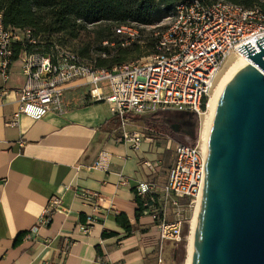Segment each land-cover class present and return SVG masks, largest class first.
<instances>
[{"label": "built area", "instance_id": "2783aa9c", "mask_svg": "<svg viewBox=\"0 0 264 264\" xmlns=\"http://www.w3.org/2000/svg\"><path fill=\"white\" fill-rule=\"evenodd\" d=\"M170 22L153 48L141 57L97 68L94 61L81 57L68 45L55 40L43 42L32 28L7 26L0 12V79L2 94L13 93L18 102L14 113L41 119L49 113L67 111L65 90L72 81L82 79L90 85L93 100L105 101L112 117L119 120L120 141L138 149L145 135L127 129L130 115L159 111H190L199 120L193 144L178 143L174 163L165 182L140 181L137 195L153 216L161 241L159 262L164 263V243L179 242L199 210L206 170L207 143L202 137L203 116L208 113L210 93L217 76L232 56H245L239 48L264 37V11L247 8L227 0H184L169 16ZM120 39L103 41V46L126 47L143 42L144 34L134 23L115 26ZM105 57L106 53L102 52ZM247 57V56H245ZM21 68L24 82L17 88L6 85L14 64ZM109 157L101 153L89 169H106ZM151 173L158 166L146 161ZM80 195L93 205L87 223L80 229L90 231L101 195L82 189ZM64 210L62 197H51L41 222L51 221ZM48 264H57L50 262Z\"/></svg>", "mask_w": 264, "mask_h": 264}, {"label": "crops", "instance_id": "0c3cea01", "mask_svg": "<svg viewBox=\"0 0 264 264\" xmlns=\"http://www.w3.org/2000/svg\"><path fill=\"white\" fill-rule=\"evenodd\" d=\"M23 82L16 63L6 86ZM3 87L0 79V264H164L155 220L136 186L170 170L171 135L161 128L146 135L130 117L127 129L145 138L138 149L120 141L119 120L105 101L91 98L82 79L67 85L66 113L41 119L16 120L17 98L2 94ZM101 153L109 157L107 168L89 169ZM146 161L157 171L151 173ZM82 189L102 198L87 233L80 226L93 205L80 195ZM55 195L64 210L44 224L42 212ZM172 242L162 243L164 261Z\"/></svg>", "mask_w": 264, "mask_h": 264}, {"label": "water", "instance_id": "95a60500", "mask_svg": "<svg viewBox=\"0 0 264 264\" xmlns=\"http://www.w3.org/2000/svg\"><path fill=\"white\" fill-rule=\"evenodd\" d=\"M256 44L239 48L251 62L213 119L191 264H264V37Z\"/></svg>", "mask_w": 264, "mask_h": 264}, {"label": "trees", "instance_id": "16d2710c", "mask_svg": "<svg viewBox=\"0 0 264 264\" xmlns=\"http://www.w3.org/2000/svg\"><path fill=\"white\" fill-rule=\"evenodd\" d=\"M184 0H0V12L7 26L32 28L43 42L58 40L97 68L111 69L130 61L135 50L150 51L157 37L135 42L129 46H103L105 40L117 42L120 35L115 26L138 23L152 25L161 17L171 16ZM247 8L264 5L260 0H227ZM258 3V4H257ZM261 5V6H259ZM94 26L89 29V26ZM142 32L144 29H142ZM144 34V33H143ZM156 36V35H155ZM78 41V43H75ZM80 41V43H79ZM145 49V50H144ZM102 52L106 56H102ZM132 59V60H133ZM164 113L161 124L173 133L190 135L195 143L198 136V117L190 111H159ZM142 116V115H140ZM120 124V123H118ZM178 125L179 130L175 131ZM184 256H182L183 258ZM178 260V256H177Z\"/></svg>", "mask_w": 264, "mask_h": 264}, {"label": "rangeland", "instance_id": "374dc122", "mask_svg": "<svg viewBox=\"0 0 264 264\" xmlns=\"http://www.w3.org/2000/svg\"><path fill=\"white\" fill-rule=\"evenodd\" d=\"M260 2L262 5H264V0H260ZM169 22H170L169 16H165V17H161L158 21H156L152 25H143L138 23H134V24L144 29L143 33L147 37L145 39L152 40V38L156 37L155 33H162L168 26ZM93 27L94 26L91 25L89 26V29H92ZM75 43H78V41H76ZM142 53H143V48H141L139 51L138 50L133 51L130 55V60L139 56ZM163 115L164 113L160 112V113H151V114L142 115L140 118L139 115L131 114L130 117L132 119L131 122H134L135 124L143 127V130L145 131L146 135H150L153 133L156 134L159 128H161L169 135H171L173 139V143H172V148L169 150V153H170L171 161L173 162L174 149L176 144L178 143L193 144L192 143L193 139L191 138L190 135H186V134L180 133L175 135V133H173L166 125L161 124L160 122L163 121ZM129 128L130 125H128V129ZM168 171L169 170L165 172V175H162L161 177L156 176L155 178H153V180L161 183L165 182L168 175ZM191 227H192V222L191 225H188L185 228L181 241L172 242L171 244L168 245L167 256L164 261L165 262L164 264H186L188 251H189V244H190V235L192 230ZM177 256H178V260H177ZM182 256L184 257L182 258Z\"/></svg>", "mask_w": 264, "mask_h": 264}, {"label": "bare ground", "instance_id": "6f19581e", "mask_svg": "<svg viewBox=\"0 0 264 264\" xmlns=\"http://www.w3.org/2000/svg\"><path fill=\"white\" fill-rule=\"evenodd\" d=\"M251 60L245 56H232L229 61L226 63L222 71L217 76L214 87L210 93V100L208 104V113L203 116V128H202V137L208 141L209 133L212 127L213 119L217 110V106L227 83L234 76V74L245 64L250 63ZM198 212L195 214L192 220V230L190 235V244L186 264H191V255L193 249V241L196 232Z\"/></svg>", "mask_w": 264, "mask_h": 264}]
</instances>
